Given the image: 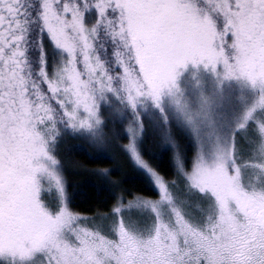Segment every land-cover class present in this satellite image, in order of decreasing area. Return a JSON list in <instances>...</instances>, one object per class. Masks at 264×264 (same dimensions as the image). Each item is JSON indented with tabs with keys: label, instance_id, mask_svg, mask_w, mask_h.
<instances>
[{
	"label": "rangeland",
	"instance_id": "obj_1",
	"mask_svg": "<svg viewBox=\"0 0 264 264\" xmlns=\"http://www.w3.org/2000/svg\"><path fill=\"white\" fill-rule=\"evenodd\" d=\"M48 2L60 61L42 85L8 83L0 264H264L246 215L264 206V0ZM145 128L171 150V180L143 159ZM68 140L126 157L156 197L75 211L56 155Z\"/></svg>",
	"mask_w": 264,
	"mask_h": 264
},
{
	"label": "trees",
	"instance_id": "obj_2",
	"mask_svg": "<svg viewBox=\"0 0 264 264\" xmlns=\"http://www.w3.org/2000/svg\"><path fill=\"white\" fill-rule=\"evenodd\" d=\"M46 1L0 0V131L7 127L5 120L14 104L8 83L26 90L30 79L42 85L38 76L41 68L50 71L60 61L61 51L45 28ZM51 1L59 6L57 0ZM93 16H88L86 23ZM157 139L145 128L141 155L163 178L171 180L175 175L171 150L161 147ZM188 143L181 142L186 156L190 152ZM56 155L63 165L69 205L81 214L108 212L117 197L155 198L157 195L149 179L126 157L96 154L89 147L70 140L58 146Z\"/></svg>",
	"mask_w": 264,
	"mask_h": 264
},
{
	"label": "flooded vegetation",
	"instance_id": "obj_3",
	"mask_svg": "<svg viewBox=\"0 0 264 264\" xmlns=\"http://www.w3.org/2000/svg\"><path fill=\"white\" fill-rule=\"evenodd\" d=\"M246 215L253 227L264 234V206L253 205L246 209Z\"/></svg>",
	"mask_w": 264,
	"mask_h": 264
}]
</instances>
